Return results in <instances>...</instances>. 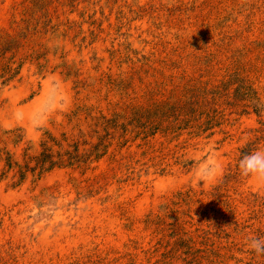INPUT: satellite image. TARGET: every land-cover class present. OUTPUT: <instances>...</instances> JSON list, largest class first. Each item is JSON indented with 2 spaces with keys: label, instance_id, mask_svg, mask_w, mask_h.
<instances>
[{
  "label": "rangeland",
  "instance_id": "obj_1",
  "mask_svg": "<svg viewBox=\"0 0 264 264\" xmlns=\"http://www.w3.org/2000/svg\"><path fill=\"white\" fill-rule=\"evenodd\" d=\"M258 147L264 0H0V264H264Z\"/></svg>",
  "mask_w": 264,
  "mask_h": 264
},
{
  "label": "clouds",
  "instance_id": "obj_2",
  "mask_svg": "<svg viewBox=\"0 0 264 264\" xmlns=\"http://www.w3.org/2000/svg\"><path fill=\"white\" fill-rule=\"evenodd\" d=\"M240 175L244 177H253L258 182L264 183V147L244 154L238 160ZM218 174V168L215 166L205 168L201 176L205 179L214 178ZM246 247L257 255L264 254V237L249 235L245 238Z\"/></svg>",
  "mask_w": 264,
  "mask_h": 264
}]
</instances>
